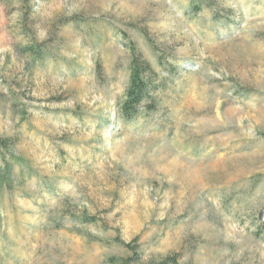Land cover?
Returning <instances> with one entry per match:
<instances>
[{
	"label": "rangeland",
	"instance_id": "rangeland-1",
	"mask_svg": "<svg viewBox=\"0 0 264 264\" xmlns=\"http://www.w3.org/2000/svg\"><path fill=\"white\" fill-rule=\"evenodd\" d=\"M192 1L0 0V264H108L117 236L145 261L264 264V0ZM25 9L44 61L18 50ZM130 41L162 84L129 122Z\"/></svg>",
	"mask_w": 264,
	"mask_h": 264
},
{
	"label": "trees",
	"instance_id": "trees-1",
	"mask_svg": "<svg viewBox=\"0 0 264 264\" xmlns=\"http://www.w3.org/2000/svg\"><path fill=\"white\" fill-rule=\"evenodd\" d=\"M207 1V0H206ZM30 0H24L25 7L29 6ZM200 0H193L189 8L191 12L200 11ZM28 10L23 14V35L28 39L27 42L18 45V50L22 54H29L33 58L44 61L52 50L47 44L39 43L35 40L32 30L28 27L26 16ZM130 62L128 69V85L124 98L120 103L121 117L126 121H134L144 113H149L156 109V94L160 89L162 81L160 74L154 69L152 64L143 56L141 51L133 42H129ZM160 61L161 58H160ZM13 144L9 138L0 137V195L3 186L6 183L11 166L8 159L16 157L12 150ZM74 219L82 225L98 224L99 218L92 215L87 210L72 214ZM116 241L126 250L125 256H110L107 259L108 264H179L177 256H169L163 259H152L145 261L143 251L137 240L125 242L117 236Z\"/></svg>",
	"mask_w": 264,
	"mask_h": 264
},
{
	"label": "water",
	"instance_id": "water-1",
	"mask_svg": "<svg viewBox=\"0 0 264 264\" xmlns=\"http://www.w3.org/2000/svg\"><path fill=\"white\" fill-rule=\"evenodd\" d=\"M259 218L262 222H264V209L260 212Z\"/></svg>",
	"mask_w": 264,
	"mask_h": 264
}]
</instances>
